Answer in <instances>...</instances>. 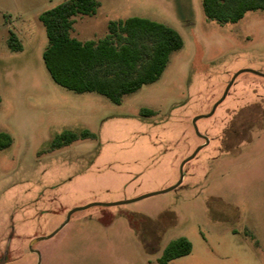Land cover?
<instances>
[{
    "label": "rangeland",
    "instance_id": "374dc122",
    "mask_svg": "<svg viewBox=\"0 0 264 264\" xmlns=\"http://www.w3.org/2000/svg\"><path fill=\"white\" fill-rule=\"evenodd\" d=\"M61 1L0 0V131L12 138L0 149L3 264H159L178 236L192 249L166 264H264V10L218 23L201 0H97L95 13L74 16V38L98 41L110 20L139 16L183 40L157 80L114 103L66 89L47 70L39 15ZM11 31L19 50L7 45ZM245 68L258 73H239L197 120L209 142L178 186L69 214L174 184L202 141L192 118ZM63 130L88 135L52 147Z\"/></svg>",
    "mask_w": 264,
    "mask_h": 264
},
{
    "label": "trees",
    "instance_id": "16d2710c",
    "mask_svg": "<svg viewBox=\"0 0 264 264\" xmlns=\"http://www.w3.org/2000/svg\"><path fill=\"white\" fill-rule=\"evenodd\" d=\"M201 4L206 18L218 23L236 22L249 10H264V0H201ZM99 5L97 0H63L40 13L48 40L43 61L60 86L77 93L94 91L120 103L124 95L157 80L170 53L181 48L183 40L175 28L139 16L110 20L108 34L98 41L71 36L74 16L91 15ZM7 45L12 50L21 48L12 31ZM141 111L153 114L151 109ZM87 135L86 131L63 130L54 136L51 146L67 145ZM11 143L9 133L0 131V149ZM191 249L187 237H175L163 247L158 263L166 264Z\"/></svg>",
    "mask_w": 264,
    "mask_h": 264
},
{
    "label": "water",
    "instance_id": "95a60500",
    "mask_svg": "<svg viewBox=\"0 0 264 264\" xmlns=\"http://www.w3.org/2000/svg\"><path fill=\"white\" fill-rule=\"evenodd\" d=\"M243 71H252V72H254V73H258V72L254 71V70L247 69V68H245V69H241V70L235 72V73L233 74V76L231 77V79L228 81L227 85L225 86V89H224L222 95H221L220 98H219V99L213 104V106L211 107L210 111L207 112V113H204V114L196 115V116H194V117L192 118V124H193L194 130H195V133H196L197 135L203 137V138L205 139V141H204L203 143L199 144L198 146H196L195 149L192 151V153H191L190 155H188L187 157H185V158L181 161L180 166H179V170H180L179 178H178V180H177L174 184H172L171 186H169V187H167V188H164V189H161V190H158V191H155V192H149V193L143 194V195H141V196H138V197H135V198H132V199H129V200H121V201H115V202H93V203H90V204H87V205H84V206H81V207L74 208V209H72V210L69 212V214H70L71 212H73L74 210H76V209L85 208V207H87V206H89V205H92V204L113 205V204L127 203V202H131V201H134V200L140 199V198H142V197H145V196H148V195H151V194L157 193V192H165V191H168V190H170V189H172V188L178 186V185L180 184V182L182 181V178H183L182 167H183L184 163H185L186 161L190 160L191 158H193V157L197 154V152H198L203 146H205V145L209 142V138H208L206 135L201 134V133L199 132V130H198V128H197V125H196L197 120H198L199 118H201V117H208V116H211V115L213 114V112L215 111L216 106H217V105H218V104H219V103L225 98V96H226V94H227V92H228V90H229L231 84L233 83L235 77H236L239 73H241V72H243ZM56 230H57V229H56ZM56 230H55V231H56ZM55 231H53V232H51L50 234L45 235V236H40V237H35V238H33V239L30 241V243H29V248H30V250L37 252V250H35V249L32 248V244L35 243V242H37V241H39V240H41V239L49 238L50 236H52V235L55 233ZM4 261H5V260H4V257H3V258L0 260V264H3Z\"/></svg>",
    "mask_w": 264,
    "mask_h": 264
},
{
    "label": "flooded vegetation",
    "instance_id": "af4514ba",
    "mask_svg": "<svg viewBox=\"0 0 264 264\" xmlns=\"http://www.w3.org/2000/svg\"><path fill=\"white\" fill-rule=\"evenodd\" d=\"M197 135V134H196ZM199 138H201L202 139V141L200 142V144L201 143H203L204 141H205V139L203 138V137H201V136H199V135H197Z\"/></svg>",
    "mask_w": 264,
    "mask_h": 264
}]
</instances>
